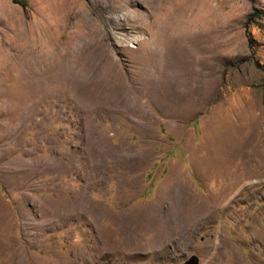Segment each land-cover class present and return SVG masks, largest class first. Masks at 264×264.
Instances as JSON below:
<instances>
[{"label":"rangeland","instance_id":"1","mask_svg":"<svg viewBox=\"0 0 264 264\" xmlns=\"http://www.w3.org/2000/svg\"><path fill=\"white\" fill-rule=\"evenodd\" d=\"M262 13L0 0V264H264Z\"/></svg>","mask_w":264,"mask_h":264},{"label":"trees","instance_id":"2","mask_svg":"<svg viewBox=\"0 0 264 264\" xmlns=\"http://www.w3.org/2000/svg\"><path fill=\"white\" fill-rule=\"evenodd\" d=\"M22 4V3H21ZM262 16H264V13H262Z\"/></svg>","mask_w":264,"mask_h":264}]
</instances>
